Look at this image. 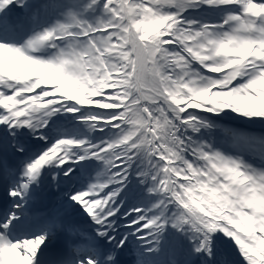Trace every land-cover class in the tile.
I'll return each mask as SVG.
<instances>
[{
    "label": "snow or ice",
    "instance_id": "obj_1",
    "mask_svg": "<svg viewBox=\"0 0 264 264\" xmlns=\"http://www.w3.org/2000/svg\"><path fill=\"white\" fill-rule=\"evenodd\" d=\"M0 264H264V0H0Z\"/></svg>",
    "mask_w": 264,
    "mask_h": 264
}]
</instances>
